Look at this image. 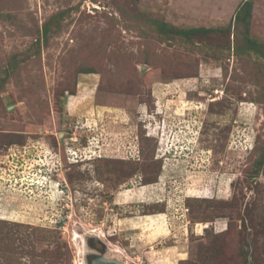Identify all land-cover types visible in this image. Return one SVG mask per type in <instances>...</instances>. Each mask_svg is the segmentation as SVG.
I'll list each match as a JSON object with an SVG mask.
<instances>
[{"label":"rangeland","instance_id":"obj_1","mask_svg":"<svg viewBox=\"0 0 264 264\" xmlns=\"http://www.w3.org/2000/svg\"><path fill=\"white\" fill-rule=\"evenodd\" d=\"M240 2L0 0V264H264V56Z\"/></svg>","mask_w":264,"mask_h":264},{"label":"trees","instance_id":"obj_2","mask_svg":"<svg viewBox=\"0 0 264 264\" xmlns=\"http://www.w3.org/2000/svg\"><path fill=\"white\" fill-rule=\"evenodd\" d=\"M252 8H253V0H242V2H240L237 11H236V20H238L237 22H241L242 24H244L245 26V36H246V41H245V46L249 49L254 50L258 55H263L264 56V52L262 51V48L264 49V43H262L260 40H257L253 37L250 36V20L252 17ZM163 26H165L166 28L171 29L172 31H175L176 34H180V35H195L198 33L201 34H205V33H210V32H224L227 28L221 27V28H209V27H196V28H189V29H174L171 28L169 23H162ZM231 26L228 27V29ZM45 32H47V29H44ZM216 49V46H210V48ZM231 47L237 52V49H239V44H236L234 42V45L230 43L226 44L224 47H222L223 50H225V48L227 49H231ZM209 48V49H210ZM218 51H220V49H218ZM139 150L141 153V146H139ZM133 158V157H132ZM137 158H139V156H137ZM135 160V159H134ZM140 160V159H139ZM259 163L263 164L264 162V151L261 152V156L259 159ZM153 182V181H152ZM151 183V182H150ZM164 211L163 209L157 211V212H162ZM145 213V212H144Z\"/></svg>","mask_w":264,"mask_h":264},{"label":"water","instance_id":"obj_3","mask_svg":"<svg viewBox=\"0 0 264 264\" xmlns=\"http://www.w3.org/2000/svg\"><path fill=\"white\" fill-rule=\"evenodd\" d=\"M104 245V243H103ZM90 247V245L88 244ZM106 246V245H104ZM91 248V247H90ZM105 251V249H104ZM100 251V253H91L90 255L88 254L85 258L86 264H126L125 262H121L117 259H108L105 257V252Z\"/></svg>","mask_w":264,"mask_h":264},{"label":"crops","instance_id":"obj_4","mask_svg":"<svg viewBox=\"0 0 264 264\" xmlns=\"http://www.w3.org/2000/svg\"><path fill=\"white\" fill-rule=\"evenodd\" d=\"M145 184H147L146 186H152V185L155 184V182H154V183H153V182H151V183H145ZM142 185H143V184H142ZM144 186H145V185H144ZM128 190H129L130 192H132V191H133V188H129ZM140 190H141V189H140ZM140 190H139V191H140ZM139 191H138V192H139ZM138 192H137V191H134V194H136V193H138ZM144 201H145V200H144ZM144 201H143V202H144ZM164 212H165V211H164ZM156 213H160V214H161V212H156ZM154 215H155V214H152V213H144V212L138 214L139 218H141V217H142L143 219H144V218H148V219H150V220H155L154 217H155V216H159V215H155V216H154Z\"/></svg>","mask_w":264,"mask_h":264},{"label":"bare ground","instance_id":"obj_5","mask_svg":"<svg viewBox=\"0 0 264 264\" xmlns=\"http://www.w3.org/2000/svg\"><path fill=\"white\" fill-rule=\"evenodd\" d=\"M88 247H89V246H88ZM89 249H90V248H89ZM90 250H91V249H90ZM88 254L90 255V254H91V251H89V252L87 251V252L85 253V257H86Z\"/></svg>","mask_w":264,"mask_h":264}]
</instances>
